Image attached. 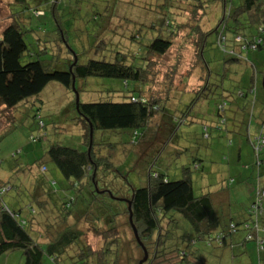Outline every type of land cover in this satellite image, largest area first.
Here are the masks:
<instances>
[{
    "label": "trees",
    "instance_id": "1",
    "mask_svg": "<svg viewBox=\"0 0 264 264\" xmlns=\"http://www.w3.org/2000/svg\"><path fill=\"white\" fill-rule=\"evenodd\" d=\"M16 1L18 5L25 4V0ZM66 1L53 0L46 6V10H42L39 5L32 8L22 6L19 12L8 14V24L2 30L0 38V120L3 121L0 137L15 129L17 109L26 105L28 100L36 98L49 83H58L72 92L73 76L78 94L80 91L76 82L90 78L118 80L125 88L124 91H109L106 100L89 103L79 101L77 110L74 100L77 113L75 123L80 128V148L59 143L49 146L46 155L61 174L64 183L60 189L51 191L47 188L40 189L42 182L36 181L31 196L38 208L36 211L31 209L34 213L29 211L32 215L30 218H22L21 210L10 209L3 202L2 196L8 191V184L4 180L0 181V258L8 252L18 250L22 253L23 264H43L44 257L53 264H64L68 260L66 257L71 259L69 264H119L120 247H124L121 245L123 225L120 220L125 219L124 223L131 230L133 242L142 259L143 251L129 224L128 204L121 199H126L131 204L132 224L148 255L143 264H207L199 254L197 242L203 243L208 249L225 251L233 248L232 238L241 232L243 234H240L238 245L254 243L257 254H263L264 143H261L260 138H264V120L256 135L249 133L250 120L246 127L237 123L239 118L233 120L236 123L233 127L237 125L239 135L255 156V163L248 165L250 171L245 172L242 179L256 181L254 198L257 193H263L261 209L257 213L250 212L253 199L247 208V220L243 223H221L213 199L214 191L227 189L228 184L233 183V178L225 181L221 177L215 188L207 185L196 196L189 168H184L181 178L175 181L168 180L162 173H152L151 168H148L149 177L145 186L127 190L124 174L114 164L119 161L115 157L119 143L104 138L101 133L108 131L121 135L130 131L133 138L142 136L150 123L159 117L162 119V125L157 129L160 138L165 135L164 131H169L166 133L168 137L175 135L180 121H186L187 112L169 115L168 119L165 115L167 116L170 100L175 94L171 92V88L175 83L173 79L177 67L183 64L182 51L191 49L192 56L197 57L196 62L199 63L190 64L191 70H188L182 82L184 79L185 83L191 81L196 76L193 70L198 67L201 69V77L196 76L200 86L191 92L195 94L192 106L211 91V71L203 54L206 39L212 34L216 35L218 49L229 56L223 62L222 73L225 65L230 62H245L247 64L244 65L252 68L249 87L245 91L236 88L217 104L218 120L214 128L224 130L227 123L224 113L228 107L233 108L236 117L243 118L247 113L254 114L264 110V93L257 87L254 56L253 59L245 57L264 49V0H241L237 6L232 5L231 0H218L222 20L214 28L207 15L211 0H144V9L155 14L151 23L133 24L134 32L128 37L123 36L116 28L107 31L111 39L118 36L126 38L130 45L136 47L137 52L130 48L121 49L118 42L101 38L94 41L90 49L92 53L90 51V56H86L85 61L83 53L77 55L67 46L72 57L65 61L68 66L66 71H50L40 61L22 64L21 58L27 51V45L24 41L26 30L20 24L21 19L31 10L35 16L50 14L58 32L57 42L65 45L66 36L57 23L62 7L69 6L65 4ZM117 3L118 0H106L102 3L103 14H106L105 29L108 20L115 15ZM95 17L97 19V14ZM127 26L129 23L125 22L126 29ZM107 44L110 49L105 48ZM170 50H174L178 58L175 65H171L169 85H162L158 80L155 81L158 72H153V68L160 64L159 59L165 57ZM73 55L76 58L75 65ZM257 57L262 58V55ZM160 85L163 87L160 88ZM154 86L158 91L153 92ZM258 90L262 97L260 105H257L259 107H256ZM246 98H250V101L244 100ZM243 102L250 106L246 108ZM177 106L179 105L175 107ZM249 118L252 116L249 115ZM90 125L93 128L91 139ZM207 131L208 127L204 126L201 132L203 139L209 138ZM30 139L35 141L32 137ZM228 144H232V141L229 140ZM237 155L236 162H239V151ZM42 168L43 171L46 170L41 165V171ZM204 171L205 169L200 172ZM241 173L242 170H239V174ZM153 174L155 177H152ZM95 185L101 193L95 190ZM53 186L54 183H50L49 187ZM80 223H85L84 232L79 230ZM89 234L98 239V248H95L97 242L95 245L90 243ZM73 247L76 253L69 256L68 252ZM140 258L133 264H137ZM130 262L128 259V264Z\"/></svg>",
    "mask_w": 264,
    "mask_h": 264
},
{
    "label": "rangeland",
    "instance_id": "2",
    "mask_svg": "<svg viewBox=\"0 0 264 264\" xmlns=\"http://www.w3.org/2000/svg\"><path fill=\"white\" fill-rule=\"evenodd\" d=\"M52 1L25 0V4L20 3L18 5L16 0H0V38L2 30L8 24L9 12H19L22 6L24 8H32L36 5H39L42 10H46V6ZM104 1L106 0L66 1L65 4L69 6L62 7L59 12L60 19H58L57 23V26L60 25L66 36V47L57 42L58 32H56L55 24L50 14L47 13L45 16L40 17L35 16L32 10L29 11L20 22L21 26L23 25L22 28L26 30L24 41L27 45V51L21 58V63L40 61L50 71H66L68 66L65 61L67 58L70 59L71 56L67 46L77 55L83 53L82 57L83 61H85L87 59L86 56H90V49H92L95 40L101 38H105V40L111 39L107 31L116 28L117 31L123 33V36L128 37L134 32L133 24L144 23L148 25L155 18V14L144 9L146 6L144 0H118L115 15L108 20L105 29L104 20L106 19V14H103L102 9ZM240 1L231 0V4L237 6ZM229 5L228 3V7ZM95 13L97 14V19ZM207 15L211 27L214 28L222 20L220 1L211 0L209 2ZM125 22L129 23L127 29ZM105 30L106 33L104 32ZM111 40L114 43L118 42V47L121 49L130 48V50L137 52L136 47L130 45L127 39L122 36L114 37ZM105 48L110 49L111 47L107 44ZM99 55L100 53H98ZM259 55H262V58H258L257 56ZM247 56L250 59H253L252 57L254 56V63L257 66V87L262 89L264 49L255 55H251V53L245 55V57ZM203 57L211 71L209 76V88H211V91L207 92L205 98L199 99L191 106L195 96L191 92L200 86V83L196 81V76L201 77V69L198 67L193 70L196 73L191 71L196 74L191 81L189 80L188 83H185L184 79L182 82L188 70H191L190 64H199L196 62L197 57L192 56L191 49L187 48L186 51H182L181 63L183 64L177 67L173 79L175 83H173L171 88V92L175 94L170 100L167 116L165 115V118L168 119L169 115L187 112L186 121H180L179 130L175 135L170 136V138L166 134L169 131H164L165 135L160 138L157 129L162 125V119L159 117L150 123L149 128L146 129L142 136L139 135L133 138L130 136V131H125L121 135H117L114 132L109 133L108 131H104L101 134L104 138H109L110 141L119 143L115 150L117 152L115 157L119 161L114 164L124 174L123 180L126 181L127 190L131 187L145 186L149 177L148 168H151L152 173L164 174L170 181L180 179L183 169L189 168L192 172L193 191L196 196L200 195L203 188L207 185H211L212 188L217 186L221 180L214 181V177L217 175H221L225 181L233 178V183L228 184L227 189L224 191L230 193V200L233 202L237 200L238 204L232 205L228 209L227 214H219L221 223L227 224L230 219L233 221L238 220L236 213L242 212L240 208H246L249 201L254 198L256 186V181L242 179L245 176L244 173L250 171L248 165L255 163V156L250 146L244 143L243 137L241 138L239 135L237 125L233 127V124H236L233 120L235 121V118H239L240 121L237 119V123H242L244 127H246L247 121L250 120V127L252 132H254L256 117H253L254 114L248 113L244 118L241 116L236 117L233 108L228 107L224 113L227 123L224 130L218 131L214 128L218 120L216 106L220 103L222 97L229 94V92L235 91L236 88L245 91L249 87L252 68L244 65L247 64L245 62H230L225 65V73H222L223 62L229 56L218 49L215 34L207 37ZM163 58L159 59L160 61L158 62L160 64L153 68V72H156V70L158 72L155 81L158 80L162 85H167L168 78L171 76V65H175L174 62L178 56L174 50H170ZM162 85H160V88L163 87ZM76 87L80 91L79 101L81 103L106 100L108 99L107 93L109 91H124L125 88L118 80L103 78L77 81ZM156 90L157 88L154 86L153 92H156ZM261 97L262 94L258 90L256 107H259L257 105H260L259 100H261ZM74 100L72 92L67 91L58 83H49L36 98L28 100L26 105L23 104L17 109L15 129L4 137H0V181L4 180L8 184V191L2 196V199L10 209L21 210L22 218H30L32 215L29 211L32 212L31 209L36 211L38 208L31 196L36 181L40 180L42 182L40 189L44 190L47 188L51 191L52 189L53 191L57 188L60 189L64 183L61 174L46 155L49 146L53 143H59L64 146L80 148V128L75 123L77 113L74 107ZM244 100L250 101V98ZM243 103L246 108L250 106L247 102ZM176 105L179 106L175 107ZM249 115L252 116L251 119ZM204 126L208 127L209 138L207 139H203L201 136ZM2 128L3 121L0 120V131ZM97 134L99 135V133ZM30 137L34 138L35 141H31ZM229 140L232 141V144H228ZM238 151L240 153V161L236 162ZM202 163L205 167L204 172L198 171V169L201 170ZM197 164L198 168L196 169ZM41 165L46 168L45 171L42 168L43 172L40 170ZM239 170H242L241 174H239ZM152 177H155V174ZM50 183H54L52 188L49 187ZM121 194L123 195L124 192ZM231 212L232 214L230 215ZM37 216L36 214L35 217ZM75 217L77 218L78 215ZM120 222L123 225L121 229V245L124 247H120L119 264H128V259L131 261L130 264H133L141 255L135 247L130 228L124 223L125 219L120 220ZM78 227L83 232L86 229L85 223H80ZM89 236L90 243L95 245L98 239L91 236V234ZM126 244H129L128 247H125ZM99 245L100 243L97 242L95 248H98ZM196 245L199 248L200 256L208 264L238 263L237 260L232 262L230 258L221 260L222 256L228 254L223 250L208 249L201 242H197ZM247 245L249 247L250 245L255 246L254 243H248ZM259 248L263 250L261 245H259ZM75 253L76 249L73 247L68 252V255L73 256ZM256 255L257 251L255 259ZM66 259L68 260L64 264H69L71 259L67 257ZM50 261L44 257L43 264H53ZM0 264H23L21 251L16 250L4 254L0 258Z\"/></svg>",
    "mask_w": 264,
    "mask_h": 264
},
{
    "label": "crops",
    "instance_id": "3",
    "mask_svg": "<svg viewBox=\"0 0 264 264\" xmlns=\"http://www.w3.org/2000/svg\"><path fill=\"white\" fill-rule=\"evenodd\" d=\"M257 112L254 113L256 114L255 115L256 117L255 131L252 132L251 127H249V133H251L252 135H256L260 132L259 131L260 124L262 123V120H264V110L258 113ZM204 169L205 167H202L200 171H203ZM214 178H215L214 181L221 179V175H217ZM262 182L264 183V176L262 178ZM215 187L216 186H214L213 188ZM213 199H214L215 206H216V212L221 215L227 214L228 209H230L232 205L238 204L237 200L234 202L230 200V193H226L225 191L218 192V190H215ZM253 199L254 198H252V200L249 201L248 206L253 201ZM247 207L246 208L241 207L240 209H242V212L236 213V217L238 218L237 221H233L230 219V221L228 222L243 223L244 221H246L247 220V216H246ZM231 214L232 212L230 213V215ZM263 217H264V214H263ZM240 239H241L240 234H237L235 237L232 238L234 246H232L233 248L229 250H225V252H227L228 254H226V256H222L221 260L222 259L228 260L230 258L232 262H236L237 260L238 261L237 264H264V252L263 254H260V255L257 254L256 259H255L256 250L254 246L250 245L249 247L247 244L243 246L238 245Z\"/></svg>",
    "mask_w": 264,
    "mask_h": 264
},
{
    "label": "water",
    "instance_id": "4",
    "mask_svg": "<svg viewBox=\"0 0 264 264\" xmlns=\"http://www.w3.org/2000/svg\"><path fill=\"white\" fill-rule=\"evenodd\" d=\"M76 64V58L74 56V61H73V65ZM261 88L263 90V93H264V71L262 73V80H261ZM71 90H72V93L74 94L75 96V106H76V110L78 109V103H79V94L78 92L76 91L75 89V78L72 76V83H71ZM92 133H93V128L92 126L90 125V139L92 138ZM95 190L97 191V188H96V185H95ZM99 193H101L100 191H97ZM111 195V194H110ZM123 200L124 202H126L128 205H127V209H128V212H129V224L133 230V234H134V237H135V240L137 242V244L140 246V248L142 249L143 251V258L138 262V264H143L146 260H147V252L145 250V248L143 247V245L141 244L140 240H139V237L137 235V232L132 224V214H131V204L129 201H127L126 199H121Z\"/></svg>",
    "mask_w": 264,
    "mask_h": 264
},
{
    "label": "built area",
    "instance_id": "5",
    "mask_svg": "<svg viewBox=\"0 0 264 264\" xmlns=\"http://www.w3.org/2000/svg\"><path fill=\"white\" fill-rule=\"evenodd\" d=\"M261 143H264V138H260ZM44 170V168H43ZM263 194V193H262ZM262 194L257 193L256 198H254V202L251 204L250 212L257 213L261 209V196Z\"/></svg>",
    "mask_w": 264,
    "mask_h": 264
}]
</instances>
